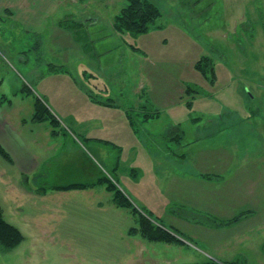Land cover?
<instances>
[{"label":"rangeland","instance_id":"1","mask_svg":"<svg viewBox=\"0 0 264 264\" xmlns=\"http://www.w3.org/2000/svg\"><path fill=\"white\" fill-rule=\"evenodd\" d=\"M128 1L0 0V101L7 120H20L30 135L40 97L81 138L85 155L68 150L45 167L51 183L106 175L137 211L179 231L184 243L130 235L138 217L117 207L106 186L26 198L23 182L19 196L10 189L15 182L0 175V209L24 237L3 264H264V0H149L162 11L149 32L119 34L114 19ZM205 55L215 60L214 79L196 69ZM188 88L198 89L197 98L185 93L182 101L178 91ZM152 106L161 119L143 123ZM219 112L221 132L194 129L196 118ZM173 124L179 142L168 141ZM37 145L41 152L43 142ZM218 156L239 161L223 167V201L210 197L216 184L207 181L220 169ZM1 163L0 174L10 170ZM193 182L197 201L190 205L213 217L189 213ZM235 217L242 220L227 222Z\"/></svg>","mask_w":264,"mask_h":264},{"label":"crops","instance_id":"2","mask_svg":"<svg viewBox=\"0 0 264 264\" xmlns=\"http://www.w3.org/2000/svg\"><path fill=\"white\" fill-rule=\"evenodd\" d=\"M89 21L91 22V24H90L91 26L97 25V23H96L97 20L90 19ZM112 29H113V31H115L114 27H112ZM185 91L186 90H184L182 92V89L181 90L179 89V91H178L182 101H185V99H186L185 98L186 96H183L185 94ZM194 95L195 96H188V98H191V100L192 99L194 100L197 98V94H194ZM36 98H39L41 101H43V99H41L40 97H36ZM36 98L33 101V107H32V112H31V119H32L34 124L37 123L33 120L34 111H35L34 104H35ZM0 99L3 100L2 98H0ZM191 100L190 101H189V99L186 100V101H188V102H186L187 106L191 105V102H192ZM251 101H257V98L255 96H251ZM44 104L46 105L45 102H44ZM97 105H100V106H103L106 108H110V109H120L121 108V105H119L118 103L115 106H107V105H102L99 103H97ZM3 106H4V101H0V155H1V157H3V158H1L3 160L0 159V163H1V161H5L6 163H8L10 170L7 167V171L1 173L0 175L4 176L5 180H7L8 182H10V181L15 182V184L13 183L10 186V189H13L14 193H16L17 195L20 196V193H19V191H21V187H19L20 182H23L22 186L25 189H22V192L24 194L23 197H26V198H30V197L34 198V196L48 197L50 195H53V193H58V192L61 193L58 195H69L70 193H73V194H75V193H94V191L96 190V186L89 188V189H83V190L63 191L61 189L63 186H68V185H72V184H89V183H80V182H76V183L75 182L51 183L49 180V176L46 173L47 172L46 168H47V166H49V163L50 164L53 163L52 161L54 159L60 157L63 153L67 152L68 150L70 151L71 154L77 155L79 153L81 155H85V152L83 149L85 147V145L83 144L82 140H80L81 138L79 137V135L76 134L77 132L75 133V131H73V129H70L69 127H66L62 124L61 125V131L57 135H53V127L52 126H50L46 123H37L38 127L34 126L35 130H31V134L29 135L24 130L25 126L20 125V120L17 119L16 121H13V120H11V118H9V120H7V118L5 117ZM10 109L11 110L8 113H11V112L13 113L12 105H11ZM152 110L159 111L158 108H156V107L154 108L153 106H152ZM51 112L61 120V118L59 117V115L56 112H53V110H51ZM219 113H220L219 116L215 115V117L214 116L210 117V115H209V117L207 116V118L204 117L203 120H201V118H199V117L196 118L195 119L196 121L194 122V126H193L194 129L197 130L199 128L204 129L206 127L215 126V127H217L216 131L221 132L222 127H223L221 125L224 124L225 113L224 112H219ZM252 114H253L252 116H256V115H254L253 111H252ZM161 116L162 115L160 112V117L157 119L158 120L161 119ZM128 119L130 121V115H128ZM151 120H155V119H150L149 121H145V122L142 121V122L150 124ZM61 122H62V120H61ZM173 125L174 126L168 127L169 131L172 128H178L177 125H175V124H173ZM260 125H264V121H260ZM78 128H81V126H79ZM261 129L264 130V126L261 127ZM37 132L39 133L37 135L38 137H36ZM207 134L209 135V133H207ZM200 137L201 136L195 135L194 139L191 141L193 143V145L196 144L198 141H200V139H199ZM85 140H91V141H96V142L104 141V140H101V139H98L95 137H87ZM260 141H262V139H260ZM39 142H43V149H41V152L36 151V147L38 146L37 144ZM191 142H189V143H191ZM109 143H111V142H109ZM115 145L119 149L122 150V148H120L117 144H115ZM262 148L264 149V146H262ZM219 152L220 151H214V154H217ZM130 153H129L130 157L132 156V158H133L135 156V151H131ZM218 157L220 158V161L217 162L216 164H218V166H220V169L216 170L217 173H214L213 175H207L210 178V179L207 178V181L216 184V189H213L214 193H212L210 195V197H215L216 201H217V199H220L221 201H223L224 200L223 197L221 196V194H219V193L223 192V188H224L223 185L225 184L224 180L227 179V177H226L227 173H225V174L222 173L224 171L223 167H226V166L233 164L235 162L239 163V161L237 162L236 160L233 161L231 159L228 160L229 158L227 156H218ZM120 158H121V155L119 156V163L121 161ZM185 158H187V156ZM7 172L11 173L12 176H14V174H15V180H14V178L9 177L7 175ZM189 173H191V171ZM196 173H199V172L197 171ZM199 174H200L199 176H202V174L204 175L205 173H203V171H201ZM236 176H239V175H236ZM241 176L245 177L242 174H241ZM157 177L159 178V175H157ZM204 178H206V177H204ZM16 179H17V181H16ZM96 182H93L90 184H94ZM52 186H54V187H52ZM195 186H196V184L193 182L191 184V187L189 186L187 189V196H188L187 200H188L190 207H192V205H190V204H193V203L196 204V201H197V197H195L192 200V194H191L194 191L193 187H195ZM197 189L200 191L204 190V189H199V188H197ZM249 195L253 196L251 193H249ZM225 197H226V194H225ZM111 199H112V202L114 203L113 196ZM192 208H193V211L189 210V213H192V214L196 213L198 215L199 214L202 215L203 212L199 211L198 208L197 209L194 207H192ZM247 212H253V210L250 209ZM202 216H204V215H202ZM204 217H213V216L207 215ZM35 221H36V219H34V222ZM198 222H200V221H198ZM204 222L205 221H202L203 224L206 223V222L205 223ZM17 247H15V248H17ZM15 248L7 249V248H5L4 244L0 241V264H3L4 261H7V260L12 261V255H8V254H11V253H8V251L14 250ZM3 252H7L6 256H5V254H3Z\"/></svg>","mask_w":264,"mask_h":264},{"label":"trees","instance_id":"3","mask_svg":"<svg viewBox=\"0 0 264 264\" xmlns=\"http://www.w3.org/2000/svg\"><path fill=\"white\" fill-rule=\"evenodd\" d=\"M162 16V11L157 5L149 0H129L128 5L122 9L120 14H118L114 19L113 27L115 31L119 34H125L128 32L134 33L135 35H142L148 33L151 25L156 22ZM196 69L201 72L206 78L214 79L216 76V67L215 60L211 56H202L196 62ZM25 88L24 90H26ZM27 91V90H26ZM185 93L189 96L198 93V89L190 90L188 88ZM101 96H89V98L96 103L115 106L117 103L113 99H107V101L100 100ZM34 116L33 120L37 123H46L53 127V135H57L61 131V120L55 116L51 110L41 101L39 98H36L34 104ZM160 117V112L157 110L149 111L146 115V120L157 119ZM132 119V117H131ZM145 119L143 121H145ZM131 122V120H130ZM134 122H132L133 124ZM138 131V130H137ZM136 131V132H137ZM181 131L179 128H172L168 135V141L173 142L174 140L179 142L183 135L177 134ZM176 132V135H174ZM81 140V139H80ZM105 142V141H103ZM106 143V142H105ZM109 143V142H108ZM166 153V152H164ZM116 182L111 181L106 175H103L98 182L94 184H72L64 186L61 189L64 191L70 190H83L89 189L95 186H106L105 189L112 194L114 204L122 209H127L135 217V222L137 226H134L130 229V235H141L142 238L150 243H164V244H183L184 242L176 236L179 232L175 230L168 229L163 227L161 224H158V221L142 214L137 211V209L131 204L128 197L116 186ZM239 216V215H238ZM242 218L237 219L233 218L229 224L239 222ZM224 224L226 221H222ZM223 224V225H224ZM179 234V233H178ZM181 234V233H180ZM179 234V235H180ZM182 235V234H181ZM24 237L20 230L15 226L8 223L4 217L2 209H0V241L4 244L5 248L13 249L17 247ZM194 264H222L214 260H210L203 263H194ZM226 264H244L241 262H229Z\"/></svg>","mask_w":264,"mask_h":264}]
</instances>
